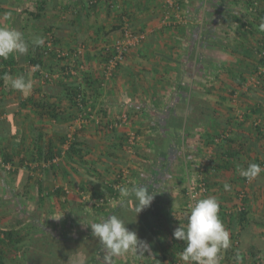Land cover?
<instances>
[{
	"label": "crops",
	"instance_id": "crops-1",
	"mask_svg": "<svg viewBox=\"0 0 264 264\" xmlns=\"http://www.w3.org/2000/svg\"><path fill=\"white\" fill-rule=\"evenodd\" d=\"M87 1L6 0L0 6L1 25L5 20L25 37L31 33L43 37L52 26L58 45L64 49H76L86 42L89 50L83 51L84 58L88 66L93 64L98 70H88L83 81L68 82L81 86L92 110L90 115L98 120L90 119L76 133L74 142L82 150L80 156L72 160L60 158L57 165L64 162L66 168H60V174L55 171L54 180L50 171L39 174L41 202L56 199L57 189L63 194L69 192L68 197L74 194L75 187L86 188L90 194L110 190L117 172L124 168L130 171L129 186L147 181L149 169H160L162 174L156 180L162 186L149 189L156 191L150 206L135 213L130 221L120 217L138 240L147 243L149 251L117 257L114 263L175 264L184 243L175 240L173 232L179 223L186 224L181 215L184 188L190 178H195L207 187L201 199L215 196L219 201V218L231 240L223 264H264V172L249 181L236 171L237 165L247 168L251 163L264 168V137L258 134V130L264 132V87H241L250 84L256 73V52L264 36V31L259 30L262 17L257 12L262 11L263 16L264 0H176L181 11L174 15V24L165 28L159 26L161 1L119 0L122 5H135L131 7L135 15L132 25L137 23L135 30L146 31L147 35L136 49L127 53L124 64L109 80L101 71L102 48L115 40L116 22L110 16L109 0H89L97 1V6L89 10L85 9ZM20 3L29 12L38 9V23L25 28L21 22L16 23L21 18L14 5ZM249 3L259 8L249 9ZM100 19H108L103 24L107 27L97 24ZM239 22L248 25L247 30ZM155 24L157 27L152 28ZM19 60L30 65L26 55L20 56L14 66L17 73ZM22 74L32 82L30 90L12 95L0 88V142L8 145L12 158L18 154L29 156L34 136L40 134L59 154L66 150L61 142L67 127L74 123L76 110L62 88H57L56 93H38L39 99L49 98L56 104L60 111L57 118L40 117L30 106L21 108L19 102L25 96L33 94L37 98L33 92L34 73L24 69ZM22 112L33 114L34 119H22L16 128L14 115ZM122 113L130 116L128 127L110 128ZM126 131L135 132L138 137L133 154L125 149ZM225 183L231 185V191L224 190ZM50 184H54L51 196L46 191ZM25 191L34 192L41 205L33 188ZM242 193L244 198L240 200ZM38 205L31 204L30 210L41 212V207L36 209ZM238 207L241 212L236 211ZM46 211L50 213V208Z\"/></svg>",
	"mask_w": 264,
	"mask_h": 264
},
{
	"label": "trees",
	"instance_id": "trees-1",
	"mask_svg": "<svg viewBox=\"0 0 264 264\" xmlns=\"http://www.w3.org/2000/svg\"><path fill=\"white\" fill-rule=\"evenodd\" d=\"M87 2H89V0ZM118 2L119 0L108 1L109 9L115 13H118L116 26H113L115 27L113 30L115 31L120 29L123 24L124 18L128 19V21L130 22V27L133 29L132 20H134L133 17L135 15H133L134 11H132L131 7L135 5L128 6L119 3L120 7L118 10L112 9L111 6ZM6 3V0H0V6L5 5ZM14 6L15 8H17L18 15L21 18L17 19L18 21L16 23L21 22L24 28L26 25L38 23L41 19V15L38 13V9L37 12H29L24 9L23 3L15 4ZM86 6L87 7H85V9L87 10L93 9L97 6V1L86 3ZM248 6L249 9H254V3H249ZM258 15L262 17V22H264V13L262 16V11L257 12V16ZM239 24L243 30H247L246 27L248 25L241 22H239ZM52 30V26L47 28L45 35L51 33L55 48L68 51L69 57L67 59H56L52 53H49L47 56H44L43 46L33 48L30 45L29 52L26 55V59H28V63L30 64V66H33L35 68L34 75L37 77H41L42 74L40 68L43 67L44 60H46L47 58H52V61H54L55 64L54 66L58 68V71H60V73L62 74L61 76L63 78V80L58 81L59 83L57 84V86L59 89L62 88L64 91H66L67 96L69 97V102L71 104L70 106L75 108L78 96L82 95L83 96L81 102L83 105L86 106L88 104V98L86 97V93L83 91L79 84L68 83L67 78L69 77V75L65 74L66 68H68L71 63L70 61L74 62L73 65H78L80 63V61L78 60L79 56H72L77 52L79 48H81V44L77 46L76 49H64L58 45L55 34ZM31 36H33L32 33ZM102 50L103 54H105V50L103 48ZM17 60L18 58H15L13 56H10L6 60L0 59V88L6 87L5 79L8 76L16 74L14 66H16ZM65 60L68 61L66 62ZM103 60H106L105 55ZM44 81H47V79L45 78ZM243 86L244 84H241V87ZM249 89H252V87L249 86L247 90ZM33 92L35 91L33 90ZM233 94H235V92ZM19 105L21 108L30 106L40 117L46 115L47 117L53 119L57 118L60 113L56 104L54 102L51 103L49 101V98L37 99L34 97L33 94L27 97L25 96L24 100H20ZM258 128L259 127L256 126L257 130ZM258 134L261 137H264V132L258 130ZM75 135L73 140L70 142L68 149L63 152L62 157H65L68 160H72L74 157L80 156V153L82 151L81 149L77 148L78 143L74 142L76 137ZM66 142L67 137H65L61 143L63 145ZM161 149L163 150V152L166 153L165 148ZM57 156H59V154L56 153L54 145L51 144V142H45L42 135L36 134L34 136L33 149L29 153V156H21L19 160L21 166L25 165L21 167L22 170L19 169V171H16V174L19 175V181L17 184L19 189L21 191L26 192V189L30 187L33 188L37 194L36 196L40 203V196L42 194V183L41 180L38 179L39 174L44 171V168H42L43 164L52 161ZM0 161L4 165H12V163H10L8 155L4 152H0ZM56 165H50L48 168L45 169H53ZM149 170L147 172V181L144 179V181H140L136 184L148 186L149 189H151L153 185L162 186V183H158L159 181L156 180L157 177L162 174L160 173V169L151 168ZM2 171H4L3 173H5V170L2 169L0 165V172ZM9 171H12V169ZM13 172L15 171H12V174ZM34 175L38 176L37 179H34ZM8 188L9 190H11L10 196H12L10 203L12 204V206H14L15 204L16 208L20 209V194L13 193L10 186ZM109 191L111 192V194H114L111 188ZM54 192V196L56 197V199L60 200V198H64L62 204L66 205L67 208H69L71 213L73 214L74 220L72 219L71 223H68V226L72 227L77 234V239L74 241L76 245V250L68 251L66 249L59 250L57 248L58 243L63 244L68 239L66 232L67 225L64 229L62 228L60 229V231H56L55 229L50 227L49 217L44 219V221H41L39 217L30 215L26 218V220L21 222L22 219L18 216L16 219H14L13 223H10L9 226L0 227V264H115L112 260L106 259L108 255L106 250L103 248L102 245L99 244L98 240L92 236L91 229L88 226H90L92 222H99L101 218L106 219L109 215L113 214L117 215L118 217H122L125 220L128 219L130 221L135 218V204L131 200H129L126 204L119 202L114 208L108 207L107 210L109 209V212L105 211V206H96L93 207V212L95 214L94 215L91 214L87 209H85L86 205L85 203H82V201L80 202L84 204V206L80 203H75L74 201L65 199L67 195L65 193L63 194L58 189ZM3 201L0 199V205L4 203ZM79 225H86V227H88L89 229V233L87 234L82 231H79ZM130 226L132 227L133 225ZM129 230L133 231L131 228ZM184 246L185 245L181 246L182 251ZM10 251L14 252L13 255L10 254L12 253Z\"/></svg>",
	"mask_w": 264,
	"mask_h": 264
},
{
	"label": "clouds",
	"instance_id": "clouds-1",
	"mask_svg": "<svg viewBox=\"0 0 264 264\" xmlns=\"http://www.w3.org/2000/svg\"><path fill=\"white\" fill-rule=\"evenodd\" d=\"M259 30L264 31V22L260 23ZM30 45L33 48L42 47L45 40L38 35L26 39L24 33L12 27H0V59L27 55ZM7 79L10 87L16 91L24 92L33 86L24 76H8ZM236 171L251 181L264 172V168L251 163L247 168L237 165ZM153 186L157 189V186ZM224 190L231 191V185L225 183ZM119 195L123 204L129 200L135 204L137 215L150 206L156 191H150L148 186L142 184L132 186L125 184L119 186ZM219 208V201L215 196L199 199L191 206L187 214V223H179V227L174 230L173 238L185 245L183 251L179 253L182 264H222L225 252L231 247V240L228 230L219 218ZM126 224L123 219L113 214L88 226L92 236L106 250L108 254L106 259L111 260L113 257H122L130 253L144 255L149 251L147 243L138 240L137 234L130 231ZM235 259L238 261L239 256Z\"/></svg>",
	"mask_w": 264,
	"mask_h": 264
},
{
	"label": "built area",
	"instance_id": "built-area-1",
	"mask_svg": "<svg viewBox=\"0 0 264 264\" xmlns=\"http://www.w3.org/2000/svg\"><path fill=\"white\" fill-rule=\"evenodd\" d=\"M162 2L163 5V11L161 15V21L160 26L161 27H167L172 24H174V15L178 13L180 10V4L177 3L176 0H159ZM112 9H119L120 4L115 3L112 6ZM144 38V35L136 32L130 27V22L127 18L123 19V24L119 29V36L112 42V44L105 46V57L106 60L103 64V74L104 78L106 80H109L113 77L114 73L124 64L125 56L126 54L138 47L140 43L142 42ZM45 45L43 46L44 56H47L49 53H52L56 59H67L69 57V52L66 50H61L58 48H55L54 41L51 33H48L45 35ZM83 54V49L80 48L77 50L75 54H73L72 57H78ZM257 67H256V73L253 78V81L250 84L244 85L245 88H248L249 86L252 88H261L264 87V42H261L258 46L257 52ZM71 57V59H72ZM66 62L68 60H65ZM35 69V68H34ZM65 74L69 76H75V70L70 64L68 68H66ZM47 78V76H45ZM83 96V95H82ZM82 96H78L77 103L75 106V110L77 113L76 118L74 119L73 125L70 127L69 134L67 135V142L65 143L64 147L67 150L70 142L73 140L74 135L80 131L85 125H87L88 121L93 117L90 115L92 113L91 108L88 106V104L85 106L82 104ZM98 120V119H94ZM99 123V121H97ZM130 124V116L126 113H122L120 116L117 117L115 123L113 124V127L110 126V128H123L128 127ZM108 127V126H107ZM109 128V127H108ZM138 140L137 134L134 132H127L125 133V147L127 149V152L130 154H133L134 146L136 145V142ZM63 150L61 153H59V156L54 158L52 161L43 164L42 168H48L50 165H56L60 158L63 156V152L66 151ZM0 165L2 169L4 170H11L12 166L10 164L4 165L0 161ZM129 177H130V171L127 168L121 169L119 172H117L115 176V183L111 186V189L113 190L114 194L107 190V193L102 198H89L87 194H85L81 189L77 188L75 189V193L79 196L80 200L84 203L89 204V207H98V206H106V205H112L117 202H119L120 195H119V186L125 185L129 183ZM207 193V187L204 181L198 180L195 178H190L185 185L184 188V195H185V203L184 207L182 209L181 215L183 217V220L185 223H187V214L190 212L191 206L199 199H201L202 196H204ZM66 195L69 194L65 193ZM117 194V195H116ZM240 200L244 198V193L240 194L239 196ZM242 206V205H241ZM239 209H236L237 212H241L242 208L238 207ZM222 211L219 208V214ZM225 214L230 215V211H223ZM224 260L222 261L223 264ZM175 264H182L181 260L177 261Z\"/></svg>",
	"mask_w": 264,
	"mask_h": 264
},
{
	"label": "rangeland",
	"instance_id": "rangeland-1",
	"mask_svg": "<svg viewBox=\"0 0 264 264\" xmlns=\"http://www.w3.org/2000/svg\"><path fill=\"white\" fill-rule=\"evenodd\" d=\"M254 7L259 8V5H257V6L254 5ZM180 11H181V9H180ZM110 16L113 18L112 21L114 20L115 22H117L118 13H115V12L111 11ZM107 21H108V19H106V20L100 19V20H97V24H99V22H100L102 24L101 25L102 28H104L105 25H106L105 27H107V24H105V25H103V24L105 22H107ZM1 24L2 23L0 22V27L9 26V24H7L5 20H3V25H1ZM134 25H137V23L134 22L133 26ZM157 25L155 24L154 26H152V28H156ZM159 26H160V24H159ZM133 29L135 30L134 27H133ZM135 31L143 34L144 37H146V35H147L146 31L145 32H142L141 30H135ZM45 33H44L43 38L45 37ZM30 36L31 35L29 34L26 37L29 38ZM118 36H119V30H118V34H117L116 38ZM261 42H264V36L261 39L260 43ZM109 43L111 45L112 44V40ZM109 43H105L106 46H108ZM81 48L83 49V51H86L87 49L89 50V46L87 45L86 42H84V43L82 42L81 43ZM136 48H134V49H136ZM84 56H85V53L79 56L78 60L80 61V64H78V65H75V64L73 65L74 62L70 61L71 62L70 64H72L74 66L73 68L75 70V76H69L67 78L68 82L72 81V80L78 82L79 79H81V81H83V79L86 77L85 75L87 74L88 70L94 71V72L98 71L96 66L93 67V64L88 66L89 65L88 60L87 59L85 60ZM52 60H53L52 58H47L46 60H44L43 67L40 68V71H41V74H42V76H41L42 78L40 76H38V77L35 76V79H34V87H35L34 91L35 92H34V94H36L35 96L37 97V99H39V97H40L38 93H41L42 91H46V92H49V93H54V92L56 93V91H58L57 90V88H58L57 83L60 80V78H62V76H61L62 74L60 73V71H58V68H56V66H54L55 64H54V61H52ZM19 63H20V65H19L20 67L18 68L19 72L18 73L16 72V74L18 76H20V75L23 76L22 71L24 69L27 72H29V73L31 71H32V74L34 73L33 69H29L30 65L25 64V62H22L21 60H19ZM101 71H102V69H101ZM45 76H47V78H46L47 81H44ZM102 77L103 76L101 75V78ZM5 84H6V87H4L3 90L10 91L12 95H16V93L17 94H23L24 93V92H20V91H16V90L12 89L10 87V82H9V80L7 78L5 80ZM22 113H24V115H21ZM22 113L19 116L16 115V114L14 115V120H15L14 126L16 128H19V125H20L22 119H24L25 122L27 121V119H29V117L31 118L32 121L34 119V117H33L34 115L33 114L29 113V114H27L28 115V117H27L25 112H22ZM1 116H2V112L0 111V117ZM34 122H36V121H34ZM42 123H43V121H42ZM1 125L2 124H0V126ZM46 125H47V127H49V124H46ZM68 127H71V125L68 126ZM68 127H67V130H66V134H65L66 136L65 137H67V135L69 134V131H70V128H69V131H68ZM80 131H78V132H80ZM125 149H126V147H125ZM0 152H4V153H6L9 156L10 163H12L11 166L14 167V171H15V172H13V174H12V171H7V170H5V173H3L4 171L0 172V193H1L0 194V199L2 201L4 199V201H3L4 203L1 204L2 207L0 208V227L9 226L10 225L9 223H13L14 219H16L18 216L22 219L21 222L26 220V218L28 216H30V215L39 217L41 221H44V219L49 217V225H50L51 228L55 229L56 231H60V229H62V228L64 229L66 227V225H67V237L69 239H67V241L65 243H63V244L62 243L61 244L58 243L57 248L59 250L66 249L68 251L76 250V245L73 244V242H74L73 240L75 238H77V234H75V230L72 227L68 226L71 223V220L72 219L74 220V217H73V214L71 213L70 209L67 208L66 205L62 204L63 201L58 203L57 199H53L52 202L49 199H47V200H44V203L41 202V205H38V203L36 202V197L33 195L34 192H28V194H25V192H22L24 194L20 195V200H19V208H20V210L16 208L15 204H14V206H12V204L10 203L11 202V198H12V196H10V191L11 190H9L8 187L10 186V188L13 191V193H18V191L21 192V190L19 189V187L17 185V183L19 181L18 180L19 175L16 174V171L17 170L19 171V169L22 170L21 167H23L25 165H23V166L20 165L19 160H20L21 156L19 154H18V157L12 158L11 155H10V151L8 150V145L6 146L2 142H0ZM61 152H62V150H61ZM12 153L14 154L15 151H13ZM65 166H66V164L64 162H61L59 165L54 166L53 169L49 168L48 170H46L44 168V170L50 171L51 175L50 174L49 175H50L51 179L54 180V178H53L54 172L56 171L55 173L60 174L59 173L61 171L60 168H63V167L66 168ZM61 173H64V170ZM33 177H34V179H37L38 176L34 175ZM53 187H54V184H52V186L50 184L49 186L46 187V191L48 192L49 196L52 195L51 189H53ZM75 188H79V187H75ZM80 188L82 189L81 191H83L85 194H87V189L86 188L85 189H83L82 187H80ZM30 189H31V187H30ZM106 193H107V190H105V191L103 190L101 192L100 191L99 192L96 191V193H94V194L93 193L92 194L88 193L87 195L89 196V198H92V199L94 198L95 199V198H102ZM69 197H71L70 200L74 201L75 203H80V204L84 203V202H82V203L80 202L81 200H79V198H78L77 194L75 193V191H74V194L70 195ZM69 197L67 196L65 199H68ZM34 203H36V206L38 205V208H36V209H40V207H41V209H40L41 212H37V211L35 212V210L33 211V209L30 210L31 209V204L34 205ZM82 205L84 206V204H82ZM85 205H86L85 209H87L91 214H94L93 207H89L88 206L89 204H87V203H85ZM108 207H110V206L106 205L105 209L107 210ZM45 208H47V209L50 208V213H49V211H46L47 209L45 210ZM78 230L82 231L84 233H88L89 232V229H88V227H86V225L78 226ZM71 241H73V242H71ZM10 252H12L10 254L13 255L14 252L13 251H10ZM115 258L117 259V257H113L111 260L114 262Z\"/></svg>",
	"mask_w": 264,
	"mask_h": 264
}]
</instances>
